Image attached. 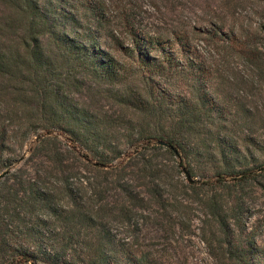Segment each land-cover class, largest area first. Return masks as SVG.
<instances>
[{
  "label": "trees",
  "instance_id": "obj_1",
  "mask_svg": "<svg viewBox=\"0 0 264 264\" xmlns=\"http://www.w3.org/2000/svg\"><path fill=\"white\" fill-rule=\"evenodd\" d=\"M0 173V264H264V0H0Z\"/></svg>",
  "mask_w": 264,
  "mask_h": 264
},
{
  "label": "rangeland",
  "instance_id": "obj_2",
  "mask_svg": "<svg viewBox=\"0 0 264 264\" xmlns=\"http://www.w3.org/2000/svg\"><path fill=\"white\" fill-rule=\"evenodd\" d=\"M142 7L146 8L145 14H144V18L143 17L141 18V23H142L141 25L144 27L145 31H148V32L151 31L153 29V24L154 25H157V24L161 25V21L159 20L160 15H158L156 12H154V10L152 8L146 6L145 3H143ZM181 11H182V14H184L185 16H187V15L191 16L195 24L199 23L197 18L195 16H193L190 12H187V11H185L183 9H181L180 12ZM196 13L197 14H201V12L198 11L197 9H196ZM149 23H151V24H149ZM118 36L119 37H123L125 39L124 32H119ZM200 39H204V36L199 34V33H196V34H194V36L192 38V42H193V44L195 46H197V48H199V50L202 53V55H205L204 51H205V49L208 48V46H207L205 41H201ZM238 67H240V66H238ZM241 69L243 71H245V67L244 66H242ZM240 85H241V89L245 87L244 84L240 83ZM175 87H177L178 90H182V91L185 90L184 89L185 86L182 85L179 82L176 83ZM229 92L235 93V92H237V88L236 87H232ZM212 93H214V92H212ZM238 94H241V93L239 92ZM255 98H258V97L255 95L253 97V99H255ZM33 140H34V137H32V138L30 137L25 142V144L22 147V149L18 150L16 152L19 157L16 156V162L14 164V167L21 166L23 164V162L20 160V158L27 155L28 148L31 146V143L33 142ZM194 255L199 257V254L197 253V251H194Z\"/></svg>",
  "mask_w": 264,
  "mask_h": 264
},
{
  "label": "water",
  "instance_id": "obj_3",
  "mask_svg": "<svg viewBox=\"0 0 264 264\" xmlns=\"http://www.w3.org/2000/svg\"><path fill=\"white\" fill-rule=\"evenodd\" d=\"M2 175H3V173H0V178L2 177ZM187 178V180L189 181V178L188 177H186Z\"/></svg>",
  "mask_w": 264,
  "mask_h": 264
}]
</instances>
